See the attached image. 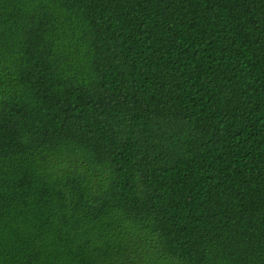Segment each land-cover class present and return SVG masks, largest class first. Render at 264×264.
Here are the masks:
<instances>
[{"label": "trees", "instance_id": "trees-1", "mask_svg": "<svg viewBox=\"0 0 264 264\" xmlns=\"http://www.w3.org/2000/svg\"><path fill=\"white\" fill-rule=\"evenodd\" d=\"M0 264H264V0H0Z\"/></svg>", "mask_w": 264, "mask_h": 264}]
</instances>
